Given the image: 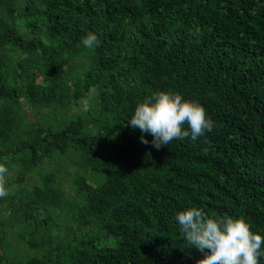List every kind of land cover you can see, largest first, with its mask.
<instances>
[{
    "label": "trees",
    "instance_id": "1",
    "mask_svg": "<svg viewBox=\"0 0 264 264\" xmlns=\"http://www.w3.org/2000/svg\"><path fill=\"white\" fill-rule=\"evenodd\" d=\"M156 90L198 101L213 131L142 143L127 120ZM60 159L74 194L64 167L42 171ZM0 164L21 187L0 197V264H197L186 207L264 235V0H0Z\"/></svg>",
    "mask_w": 264,
    "mask_h": 264
},
{
    "label": "clouds",
    "instance_id": "2",
    "mask_svg": "<svg viewBox=\"0 0 264 264\" xmlns=\"http://www.w3.org/2000/svg\"><path fill=\"white\" fill-rule=\"evenodd\" d=\"M80 44L94 50L100 41L89 31ZM127 123L132 129H139L142 143H151L157 150L174 140L195 141L214 128L213 120L198 101L164 90L153 91L138 100ZM145 134L152 140L146 139ZM7 172L8 168L0 164V181ZM6 195L0 187V197ZM174 221L187 247L203 253L197 264H262L264 261V235L252 231L244 217L224 215L217 219L200 208L186 207L175 213Z\"/></svg>",
    "mask_w": 264,
    "mask_h": 264
},
{
    "label": "rangeland",
    "instance_id": "3",
    "mask_svg": "<svg viewBox=\"0 0 264 264\" xmlns=\"http://www.w3.org/2000/svg\"><path fill=\"white\" fill-rule=\"evenodd\" d=\"M95 95H96L95 90H93L91 93L88 94L87 97H84L82 99L80 106L78 108H74L73 112L80 111L83 113H87L89 110L96 109L97 101H96ZM24 113H25V116L27 117V119L29 121L34 120L35 119V116H34L35 106L33 104H26ZM53 119L55 120V118H53ZM69 153H72V152H69ZM61 166L64 167L62 178H64V180H65V187H67V191L69 194H71V193L74 194L73 186H72L73 180H74L75 176L81 171L78 166L68 162V160L60 159L59 162H53V163H50L49 165H45L42 171H43V173H46L48 171V167H51L52 169H54V168L61 167ZM12 176H13L12 174H9L8 178H12ZM36 180H37L36 178H33V179L27 178L25 184H26V186H28L29 189H33L35 186H37L39 184V183H37ZM19 189H21V187H19L16 184H13L12 186H10L4 190L7 192V195H9V194H12L13 192H15L16 190H19ZM57 213H59V215H60V218H59V221L57 222V224L58 225L64 224V226H65V224L67 222V220H66L67 213H62V212H57ZM7 217H8V214L1 215L0 219L2 221L8 222ZM10 234L12 237H14V240H11V242H10L11 245L13 247L18 246V249L20 252L26 251V247H25L24 243L17 238V231L10 230Z\"/></svg>",
    "mask_w": 264,
    "mask_h": 264
}]
</instances>
